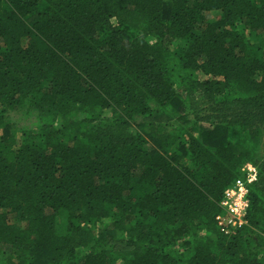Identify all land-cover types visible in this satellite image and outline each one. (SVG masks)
Wrapping results in <instances>:
<instances>
[{
	"label": "trees",
	"instance_id": "1",
	"mask_svg": "<svg viewBox=\"0 0 264 264\" xmlns=\"http://www.w3.org/2000/svg\"><path fill=\"white\" fill-rule=\"evenodd\" d=\"M263 147L264 0H0V264H264Z\"/></svg>",
	"mask_w": 264,
	"mask_h": 264
},
{
	"label": "built area",
	"instance_id": "2",
	"mask_svg": "<svg viewBox=\"0 0 264 264\" xmlns=\"http://www.w3.org/2000/svg\"><path fill=\"white\" fill-rule=\"evenodd\" d=\"M240 175L225 190L218 205L220 212L215 217V222L223 234L236 231L246 223L249 186L256 181L257 171L252 165L246 164L241 168Z\"/></svg>",
	"mask_w": 264,
	"mask_h": 264
},
{
	"label": "rangeland",
	"instance_id": "3",
	"mask_svg": "<svg viewBox=\"0 0 264 264\" xmlns=\"http://www.w3.org/2000/svg\"><path fill=\"white\" fill-rule=\"evenodd\" d=\"M211 16L214 17L213 19H215V20L218 18L217 16H215L214 13ZM221 97H225V96H221ZM22 112H23V110H21V109L16 111V112H12V114H11L12 119L16 117L19 120H21L23 117V114L21 115ZM262 149H264V147L261 148L260 150H262ZM0 257H2L1 254H0Z\"/></svg>",
	"mask_w": 264,
	"mask_h": 264
}]
</instances>
